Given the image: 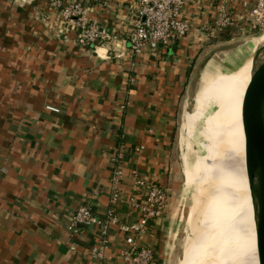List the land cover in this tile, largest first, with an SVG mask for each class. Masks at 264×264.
<instances>
[{
  "label": "crops",
  "instance_id": "obj_1",
  "mask_svg": "<svg viewBox=\"0 0 264 264\" xmlns=\"http://www.w3.org/2000/svg\"><path fill=\"white\" fill-rule=\"evenodd\" d=\"M85 1L89 17L127 46L135 0ZM213 10L208 0H190L186 37L157 52L127 51L116 59L105 47H79L78 27L47 0H0V264H126L128 235L118 224L138 222L131 199L141 202L148 194L132 186L134 175L168 192L163 216L137 242L154 251L153 264H174L181 173L185 168L190 185L196 162H189L190 153L180 162L185 114L196 94L193 126L207 91L202 72L215 64L233 71L252 54L250 37L238 30L219 37L202 32ZM117 149L125 152L127 185L118 224L104 241L102 226L74 227L73 217L89 200L94 214L106 217ZM103 244L100 261L94 250Z\"/></svg>",
  "mask_w": 264,
  "mask_h": 264
},
{
  "label": "built area",
  "instance_id": "obj_2",
  "mask_svg": "<svg viewBox=\"0 0 264 264\" xmlns=\"http://www.w3.org/2000/svg\"><path fill=\"white\" fill-rule=\"evenodd\" d=\"M29 1V0H27ZM190 0H135L129 10L133 16V30L127 36V46L115 31L89 17L85 0H47L50 9L60 13L63 20L74 24L79 29L77 37L81 48L97 49L105 47L110 57L120 59L129 51L133 56H141L144 52H157L167 48L173 39H182L191 32V25L184 19V10ZM213 10L209 24L202 27V32L210 37L226 36L227 33L240 31L243 35L264 37V0H208ZM240 4V6H238ZM260 37V38H261ZM113 54V56H112ZM55 110V108L49 107ZM125 152L117 149L113 159L115 169L111 179L110 206L106 217L101 219L93 212V204L89 200L81 205L73 217V226L103 227V239L109 233V227L118 224L117 205L121 191L127 185L122 170ZM132 186L148 189L146 198L138 202L131 199L132 206L141 213V219L132 224H118L121 232L126 233L129 248L123 255L126 264H153L154 251L138 244L136 237L146 234L148 224L160 219L167 206L168 192L157 183L143 181L136 175L132 177ZM103 241V242H104ZM105 245L94 250L100 261L104 258Z\"/></svg>",
  "mask_w": 264,
  "mask_h": 264
},
{
  "label": "bare ground",
  "instance_id": "obj_3",
  "mask_svg": "<svg viewBox=\"0 0 264 264\" xmlns=\"http://www.w3.org/2000/svg\"><path fill=\"white\" fill-rule=\"evenodd\" d=\"M263 56L264 52L260 58ZM247 62L249 66L251 63L253 66V60ZM237 87L239 88L234 89L231 94V100L234 101L232 105L236 109L233 131L237 136H241L242 128L245 127L244 119L247 120L245 115L248 114L250 95L245 94V89ZM195 99L196 94L194 106ZM193 112L194 109L192 112H186L184 127L188 126ZM248 132L245 133L244 139L236 142L233 156L222 163L220 158L226 150L224 147L215 148L218 147L215 146L216 136L214 141L210 142L214 146L208 143L203 147L197 166L190 175V183L200 194L205 191L206 201L200 205L202 195H199L195 202L193 214L188 219V225L192 230L195 229L194 243L189 250L182 253L180 264H264V253L260 250L264 247V221L258 195V171L255 159L251 160L249 155L253 144L249 134L251 132ZM230 222L236 224L237 231L235 230L234 237L228 240L225 236Z\"/></svg>",
  "mask_w": 264,
  "mask_h": 264
},
{
  "label": "rangeland",
  "instance_id": "obj_4",
  "mask_svg": "<svg viewBox=\"0 0 264 264\" xmlns=\"http://www.w3.org/2000/svg\"><path fill=\"white\" fill-rule=\"evenodd\" d=\"M260 37L261 36L259 35L258 36H255V35L246 36V38H249L247 39L248 40L247 42L252 43V48L251 47L249 48L250 54L254 52L257 46L259 45L262 46V44L264 45V37H261V38ZM244 63L237 64L235 68L233 69V71H229L228 69H225L223 71L219 67H217V65L215 64V66L212 65L210 67L212 70H210L209 72L208 71L202 72L201 80H203L204 76L208 74V77L204 81L205 88H203V89L207 88V91L206 92L203 91L200 94L199 103L196 107V113L194 114L195 121L193 123V126L184 127V134L181 137V141L179 145V149L181 153V160H180L181 163H183L184 155H188L190 153L189 162L196 161L195 166L193 167V169H195V167L197 166V160L200 158L202 154L203 147L207 145L208 143H209L208 145L212 144L210 142L212 140L214 141L215 136L217 137L216 138L217 143L215 144V146L218 145V147H215V148L220 149L221 147L222 148L224 147V149L226 150V152L224 153V156L220 158V162L222 163L225 160L229 159L231 156H233L234 150L236 147V142H239L240 140H242V138L244 139L246 137L245 133L248 132V129L250 130L249 132H251V129L249 126V110H248L247 115H245L244 113L245 118L247 117V120L244 119L245 129L242 128L243 131L242 130H241L242 132L240 131L241 136L239 135L237 136V133H234L233 131V127L235 126V123H236V121L233 119L235 118L234 114L236 113V109L232 105L234 101L231 100L233 96L231 94L234 93L233 92L234 89L237 90V88H239L237 86H240L241 88H243V90L245 89L244 90L246 91L245 94L248 93L250 95V88L253 82L252 77H253L254 71H253L252 63L250 64V66L248 65L249 62L247 63L244 62ZM201 80H198L195 89L198 90L199 87H201L202 85ZM193 109H194V102H191V105L189 106L188 110L192 111ZM251 135L250 137H252ZM220 140H221V144H219ZM212 145L214 146V144ZM180 167H181V172L184 169V171L181 173L183 177V182H182V188H181V195L179 198L181 201L179 213L183 215H182V227L178 235L179 237H177L179 246L177 247L178 252L174 255V261H175L174 264L181 263L182 253L186 250H189L194 243L193 235L195 233V229L192 230V227L188 225V219L193 214V211L195 208V202L196 200L199 199L198 196L202 195L200 205H203L206 201L205 191L203 190L204 193L200 194L199 190L193 189V186H191V183L189 185L188 181H186V178H185L186 169L183 168L182 165ZM231 223L232 222H230V224L228 225V228H227L228 232H227V235L225 236V238L228 240H231L234 237L233 235L235 233V230L237 229L236 224L234 223L231 224Z\"/></svg>",
  "mask_w": 264,
  "mask_h": 264
},
{
  "label": "water",
  "instance_id": "obj_5",
  "mask_svg": "<svg viewBox=\"0 0 264 264\" xmlns=\"http://www.w3.org/2000/svg\"><path fill=\"white\" fill-rule=\"evenodd\" d=\"M263 52L264 45H259L248 58V60H253L254 71L250 96L248 98V106L249 126L251 129L253 144V150L251 148L249 155L251 160L255 159L256 162L259 180L258 195L261 201L260 211L264 221V56L263 58H260ZM260 250L264 253V247L260 248Z\"/></svg>",
  "mask_w": 264,
  "mask_h": 264
}]
</instances>
